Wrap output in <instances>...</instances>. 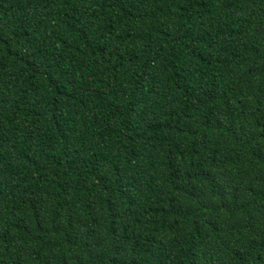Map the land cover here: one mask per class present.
Segmentation results:
<instances>
[{
	"label": "trees",
	"instance_id": "obj_1",
	"mask_svg": "<svg viewBox=\"0 0 264 264\" xmlns=\"http://www.w3.org/2000/svg\"><path fill=\"white\" fill-rule=\"evenodd\" d=\"M0 264H264V0H0Z\"/></svg>",
	"mask_w": 264,
	"mask_h": 264
}]
</instances>
